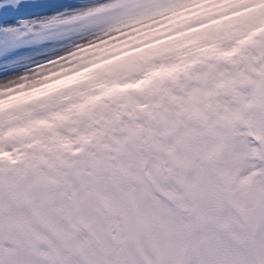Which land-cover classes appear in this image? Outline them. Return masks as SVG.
I'll return each instance as SVG.
<instances>
[{
    "label": "snow or ice",
    "instance_id": "1",
    "mask_svg": "<svg viewBox=\"0 0 264 264\" xmlns=\"http://www.w3.org/2000/svg\"><path fill=\"white\" fill-rule=\"evenodd\" d=\"M0 264H264V0H0Z\"/></svg>",
    "mask_w": 264,
    "mask_h": 264
},
{
    "label": "rangeland",
    "instance_id": "2",
    "mask_svg": "<svg viewBox=\"0 0 264 264\" xmlns=\"http://www.w3.org/2000/svg\"><path fill=\"white\" fill-rule=\"evenodd\" d=\"M41 2H49V0H41ZM60 2H72L75 3L76 0H60ZM37 11L43 13V14H47V11L45 9H37Z\"/></svg>",
    "mask_w": 264,
    "mask_h": 264
}]
</instances>
